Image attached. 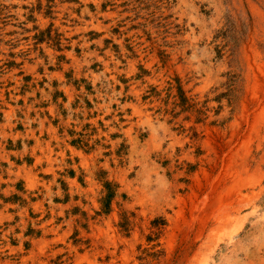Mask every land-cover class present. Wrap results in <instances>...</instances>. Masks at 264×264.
<instances>
[{"label":"rangeland","instance_id":"rangeland-1","mask_svg":"<svg viewBox=\"0 0 264 264\" xmlns=\"http://www.w3.org/2000/svg\"><path fill=\"white\" fill-rule=\"evenodd\" d=\"M0 264H264V0H0Z\"/></svg>","mask_w":264,"mask_h":264}]
</instances>
